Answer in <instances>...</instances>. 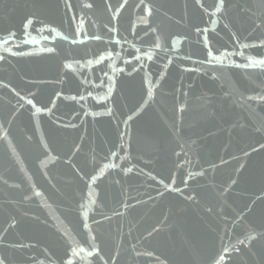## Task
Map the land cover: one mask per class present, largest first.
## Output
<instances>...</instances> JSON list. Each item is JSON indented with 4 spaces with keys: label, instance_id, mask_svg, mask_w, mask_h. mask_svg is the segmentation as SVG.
<instances>
[{
    "label": "water",
    "instance_id": "95a60500",
    "mask_svg": "<svg viewBox=\"0 0 264 264\" xmlns=\"http://www.w3.org/2000/svg\"><path fill=\"white\" fill-rule=\"evenodd\" d=\"M141 4L0 0L3 264H264V0Z\"/></svg>",
    "mask_w": 264,
    "mask_h": 264
},
{
    "label": "snow or ice",
    "instance_id": "6c2138e0",
    "mask_svg": "<svg viewBox=\"0 0 264 264\" xmlns=\"http://www.w3.org/2000/svg\"><path fill=\"white\" fill-rule=\"evenodd\" d=\"M220 3H221V5H222V4H223V0H220ZM141 6H143V0H142V4H141ZM84 7L91 8V7H92V4H90V3H86V4L84 5ZM149 11H150V9H149ZM217 11H219V9H217ZM31 23H32V21L29 20V21H28V24H31ZM5 43H7V42H5ZM49 51H51V49H49ZM209 51H211V49H210ZM212 54H214V53L212 52ZM0 59H2V57H0ZM261 64L264 65V61H261ZM236 66H239V65H236ZM4 87H8V85L5 84ZM110 91H111V89H110ZM148 94H149V96H151V89L149 90V93H148ZM249 99H255V98H254V97H249ZM260 99H261V100H264V96L260 97ZM28 104H29V105L33 104V100L29 99V100H28ZM35 111L39 113V112L41 111V108H40V107H36ZM108 111L111 112V110H108ZM132 118H133V117L130 115V116L128 117V120H131ZM125 123H127V121H125ZM73 126H74V125H73ZM7 134L10 136V132H8ZM126 171H127V172H131L132 169H131V168H128V169H126ZM190 175H191V174H190ZM196 175H201V173H196ZM93 179H95V177H93ZM40 194H41V193H39V192L36 193V195H40ZM189 199H191V197H189ZM84 227L87 228V227H88L87 224H85ZM256 238H257V237H256L255 235L249 234V235L246 237V240L251 241V240H254V239H256ZM240 243L243 244V243H245V241H244V240H241ZM89 251H90V250H89ZM96 254L99 255V252H97ZM220 259L223 260V259H224V256H221ZM0 264H3V261H0Z\"/></svg>",
    "mask_w": 264,
    "mask_h": 264
}]
</instances>
